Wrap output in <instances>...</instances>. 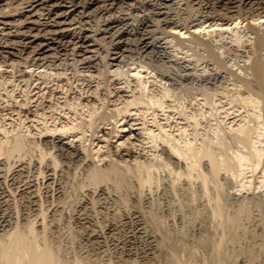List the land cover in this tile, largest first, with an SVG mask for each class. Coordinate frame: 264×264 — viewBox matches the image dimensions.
Listing matches in <instances>:
<instances>
[{
  "label": "rangeland",
  "instance_id": "374dc122",
  "mask_svg": "<svg viewBox=\"0 0 264 264\" xmlns=\"http://www.w3.org/2000/svg\"><path fill=\"white\" fill-rule=\"evenodd\" d=\"M178 1L184 3V0ZM186 1L189 9L187 6L186 9L184 6L180 7L177 0L166 4L155 2L153 7L147 9L142 7V3L127 5L128 7L123 4L118 11L115 8L110 13L111 20L116 18L119 22L107 28V22H104L105 19L101 17L103 14H99V11L96 15L83 17L73 12L71 4L67 3L60 8L67 12L62 27L68 33H75L71 42L76 41L75 36L79 32L80 35L83 32L89 35L90 40L82 52L74 54L64 50L57 53L58 50L50 49L46 45L55 48V44L45 39L44 50H37L38 54L33 52L28 60L35 56V62H51L55 64L52 65L53 71L26 68L23 62L31 49L21 52L22 47L17 45L16 48L3 49L2 54L0 52L3 58L21 61L14 69H0L1 80L12 81L8 83H13L10 87L16 83L24 85L26 82H33L34 87L45 81L43 87H50L49 90L54 91L51 98H45L43 107H46V112L54 111L50 108L51 104L56 107L64 106V103L79 102L86 97L89 100L94 98L96 107H100L98 113L105 110L107 105L110 109L117 110L139 96L145 100L154 97L155 100L164 102V108L155 105L157 108L149 110L148 118L152 119L150 114L155 113L157 120H161L169 133L164 135L166 139L162 136L163 138L155 139L156 142L148 138L140 143L137 141L141 150L139 159L147 161L149 167L154 164L143 172L149 171L144 176L151 173L148 176V180L150 177L151 180L144 183V186H140L132 171L123 170L120 158L106 146L102 153H111V156L104 163L97 160L92 162L89 157L91 167L102 168L110 162L114 164L118 161L120 163L115 164L120 165L124 172L121 176H114L113 180L100 183H92V168L86 162L64 161L63 156L55 149L51 150L47 158L51 159L56 155L58 157L55 160L59 167L62 166L61 161L63 165H67V172L59 185L55 184L50 188L57 189L58 185L61 192L58 196L49 194L47 201H43V208L46 210L44 214L30 215L25 219L18 217L8 229L0 227V240L16 230L26 233L28 225L33 223L37 245L43 247L49 241L58 264H264V151L259 160L247 155V159L241 163L237 157L239 153H248L243 144L233 136V127H238L240 122L254 124L255 110L251 105H244V101L256 96L244 87H239V80L229 70L217 68L208 59L199 60L198 54H205L203 46L190 37L180 44L164 29L168 19L185 23L209 13L236 14L239 10L236 7L238 3L232 7L229 4L228 9L227 5L211 6L209 12H206V9H198V1ZM118 3L116 2V7L119 6ZM241 10L243 14H249V6ZM133 18L139 19L142 24L136 35L128 36L126 33L130 29H127L129 25L126 23L132 22ZM41 20H48V16H41ZM11 26L1 27L5 32L12 30L14 34L15 28ZM254 36L246 27L234 32L229 30L223 33L214 31L210 35L201 34L204 39L211 40L214 50L228 69L238 72H241L239 65L244 62L248 64L252 60L251 56L255 52ZM39 41L40 39L37 40ZM104 56L106 58L102 61ZM145 57L157 67V73L164 77L162 82H159L160 77L157 81L150 79L145 91L137 86V80L130 74L114 76L113 73H107L105 78L98 74L97 64L104 66L106 63L107 68L114 69L121 62ZM76 59L81 61L75 67L73 62ZM55 71L66 73L58 76L54 74ZM165 88L168 93L163 97L164 91H167ZM6 105L0 102V114L7 113L1 111L7 109ZM139 107L147 108L146 105ZM239 109H242L240 115ZM11 121L15 123L11 125L10 121L6 122L9 128L17 124L13 118ZM102 126L110 130L112 125L107 122ZM19 128L21 127L16 128V133L21 130ZM153 128L158 132L156 125ZM23 130L26 131L27 128ZM261 132L257 131L258 134ZM257 133L254 134V139L259 141ZM263 137L259 143L264 148ZM167 139L171 141L169 143L175 141L177 145L192 142L197 148L209 142L214 148L212 149L217 160L223 166L220 165L217 172L208 158L198 160L193 157H178L172 154ZM117 140L118 137L109 140L110 145L117 144ZM259 143L256 146L261 149ZM85 145L90 150L94 148L88 141ZM85 152L84 155L87 156L88 152ZM92 152L95 154V151ZM39 185V190L45 188L42 181ZM100 189L106 190L107 198L100 200ZM77 201L86 203L85 206L90 209L91 214L94 212L90 218L92 221L79 220L78 217L84 210L78 206ZM242 207L246 208V214L236 227L231 228L228 220ZM87 226L89 229H98V235L91 236L86 230Z\"/></svg>",
  "mask_w": 264,
  "mask_h": 264
},
{
  "label": "bare ground",
  "instance_id": "6f19581e",
  "mask_svg": "<svg viewBox=\"0 0 264 264\" xmlns=\"http://www.w3.org/2000/svg\"><path fill=\"white\" fill-rule=\"evenodd\" d=\"M169 1L173 0H10V2H8V0H0V52L2 54L3 49L8 47L16 48L17 45L22 47L21 52L25 49H31L23 62L26 68H43L53 71L54 68H52V65L55 64H51V62L46 61L43 63L42 61L44 60L41 61L42 63L37 61L35 62V56L32 57L31 60H28L30 54L33 52L38 54L37 50H44L45 39H49L53 44H55V48L50 47L49 44L46 45L49 46L50 49L58 50L57 53H59V50H64L66 52L71 51L74 54L82 52L84 49L83 47H85L90 40L89 35L84 32L80 35L81 32H79V34L75 36L76 41L73 40L71 42V38L75 33H68L62 27V24L64 23L63 20L67 18V12L61 11L60 7L70 3L73 8V12H76V14L83 17L85 15H96V12L99 11V14H103L101 17L105 19L104 22H107V28L112 24L119 22L116 18L111 20L112 18H110V13H112L115 8L118 11L119 8H122L123 4H126V6H133L134 4L142 3V7L147 9L153 7L155 2H157V4H166ZM185 1L186 0L182 3L177 0V4L180 7L184 6L185 9L187 6L189 9V3H185ZM196 1H198V9H206V12H209L211 6L224 7L227 5L228 9L230 8V5L232 7L236 3H238L236 7H239V10L233 15L209 13L205 16L195 18L185 23H179L178 21L168 19L165 21L166 27H164V29L166 32L172 34L173 37L176 38V41L180 44L185 42V38L190 37L194 40V42L203 46L205 54H198L199 60L208 59L209 61H212L217 68L229 70L239 80V87H244L245 90L256 96L255 98H253V96L249 99V101L245 98L246 100L244 101V105H251L255 110L253 112L254 124L247 125L240 122L238 127H233V136L235 139L239 140L241 144H243V147L246 148L248 153H245L246 155L239 153V156L237 157H239L241 163L247 159V155L259 160L264 151L262 150L263 144L260 145L259 143V141H262L261 138L264 136V28H261V25H264V0ZM116 2H119L118 7L115 5ZM109 6H113V8H109ZM247 6H249V14H243L244 12L242 13L241 9L246 8ZM43 15L48 16V20L42 21L41 16ZM82 21L83 20H80V22ZM126 24L129 25V28L127 29H130L126 35H136L139 31V27H141L140 25L142 24V21L137 18H133L132 22H128ZM7 25H12L11 27L15 28L14 34H12V30L5 32V29L1 27ZM242 27L248 28L249 31L255 34V52L254 55L251 56L252 60L248 64L244 62V64L239 65L241 72H238L237 70L233 71L228 69L224 60L214 50V47L210 42L211 40H207L206 38L204 39L201 37V34L205 33L210 35V33L214 31H220L223 33V31L227 32L229 30L234 32V30L237 31ZM38 39H40L39 42H37ZM42 54L45 55V53ZM105 58L106 57L104 56L101 60L103 61ZM133 59L125 61L124 63H119L114 69L113 67L107 68L106 63H104V66H99V64H97L98 74L100 76H104V78L107 73H113L114 76L130 74L137 80V86L140 87L142 91H145V89L149 86L150 79H156L155 81H157L160 77L159 82L163 81V75L160 76L157 73V67L152 64L151 61H147L146 57L139 58L138 60ZM10 60L11 58L7 59L0 56V69L2 67H11L14 69L21 63V61L16 60H11L10 63ZM79 61L81 60H74L73 65L76 67ZM64 73L66 72H54V74L58 76H61V74ZM9 81L12 82L11 80H1L0 78V102L5 105L7 104L6 110L1 109V111H6L7 113L0 114L1 228L4 229L7 227L8 229V226L11 225L18 217H24L25 219V217L30 215L39 216L40 214H44V211L46 210L43 208V201H47L49 194H51V196H58L59 192H61L58 185L67 172L65 167L67 165H63L61 161L62 166L59 167V164L55 160V158L58 157H56V155L54 158H47L50 151H53L54 149L57 153H59V155H61V157L63 156L62 159H64V161L74 160L81 163L86 162V164L90 166V169L92 168L90 170L91 179L93 180L92 183H100L101 181L107 182L114 176L117 177L118 175L121 176L123 174L124 171H121V168L119 167L120 165L115 164L118 161L114 162V164H112L113 162H110L107 166H102V168L91 167V159L92 162L97 160L100 163H104L107 161L106 159L111 156L110 154L112 152L120 158L119 161L121 163H118L124 166L122 168L123 170L125 169V172L129 170V172L132 171L135 174L134 176H137L140 186L142 184L144 186L146 183H149L151 177L148 180V176H150L151 173L148 176H144L143 174H148L149 171L148 173L143 172L145 169L151 168L154 164L149 167L150 165L147 166L146 164L147 161L144 162V160L139 159L141 156V150L138 148L137 141L140 143L146 138L149 140H157V138L160 139L164 135H169L165 129L166 127L163 126V123L161 124V120H157L155 113L150 114L153 116L152 119H150V117L148 118L149 110H153L154 107H156L155 105H157L158 108H164L163 101H160V99L155 100L154 97H150L148 100H145V98L139 96V98H135V100H129L126 102L124 107L120 109L117 108V110L110 109L106 104L107 108L98 113V109L100 107H96V101L94 98L89 100V97H86L84 100L80 99L79 102L64 103V106L62 105L56 107L51 104L50 108L52 110L54 109L56 113L54 111L46 112V107H43L45 98H51L54 91L52 92V89L49 90L50 87H43V83H45V81L35 85L34 87L33 82H26L24 85H21L16 83V80L14 81L16 84L10 87L13 83L9 85ZM62 88L64 89V87ZM165 90L167 89L165 88ZM46 91H48V93H46ZM166 93H168V90L166 92L164 91L163 97H166ZM140 105H146L147 108H141L139 107ZM34 107L36 108L35 110L32 109ZM242 107L244 108L243 105ZM241 111L242 109H239V115ZM7 116H9V118H7ZM15 116L18 118L16 119ZM11 117L13 120H16L17 124H15L16 126L14 125L12 128H9L6 126L7 121H10L11 125L15 123V121H11ZM80 119L81 122H79ZM167 119L168 118H166V120ZM107 122L108 125H112L110 130H107V128L102 126V124H107ZM154 125L159 128L158 132H156L157 130H154ZM18 126L21 127L19 128L21 130H18L19 132L16 133L15 131ZM24 128H27V130L24 131ZM257 131L262 132L258 134ZM256 133L259 141L254 139V134ZM114 137H118V143L110 145L111 143H109V140ZM167 138L170 139L169 137ZM156 140L154 142H156ZM86 141L90 142V145L94 146L93 150H90V147L85 145ZM162 142L164 141L162 140ZM169 142L171 141H168V146H170L169 149L172 150V154H175L178 157H193L198 160L204 157L208 158L211 162L212 168L217 172L220 165H222L220 164L221 161L219 162V160H217V156H215L213 150L214 148L208 144L209 142L203 143V145L199 148L194 147L192 142H186L185 145H180L179 143V145H177L175 141L174 142L176 144L173 141V143ZM257 142L262 147L261 149L257 148ZM105 146L108 147L110 152L112 151L108 155L105 153L104 155L102 153V150L104 149L103 147ZM85 151L88 152L87 156L84 155ZM92 151H95V154ZM33 152L36 154H33ZM89 157H91L90 160L88 159ZM195 162L194 164H196ZM194 164L192 165L194 166ZM231 167L233 168V166ZM40 181H42V184L45 185V188H40L39 190L38 185ZM55 184H58V190H50V188H52ZM100 190V200L102 198H107L108 195H106V190ZM85 204L83 201L78 202V206L82 207L84 210L82 215L78 217L79 220L85 221L90 219L92 214H94V212L91 214L90 209H88ZM245 214L246 208H240L236 215L228 220L230 222V227H236L239 224L240 219L243 218ZM32 225L33 223L28 225L26 233L16 230L0 240V264H58L49 241H46L43 247H39L37 245L35 239L36 237L34 236L35 231ZM46 225L48 226V224ZM92 225L94 224H91V226ZM94 228L92 227L89 229L88 227V229H86L90 232L89 234L91 236L98 235V229Z\"/></svg>",
  "mask_w": 264,
  "mask_h": 264
}]
</instances>
